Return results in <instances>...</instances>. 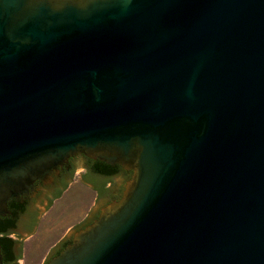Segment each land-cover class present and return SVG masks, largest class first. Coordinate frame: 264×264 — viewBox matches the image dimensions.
<instances>
[{
	"label": "water",
	"instance_id": "water-1",
	"mask_svg": "<svg viewBox=\"0 0 264 264\" xmlns=\"http://www.w3.org/2000/svg\"><path fill=\"white\" fill-rule=\"evenodd\" d=\"M78 153L131 175L42 264H264V0H0V215Z\"/></svg>",
	"mask_w": 264,
	"mask_h": 264
},
{
	"label": "flooded vegetation",
	"instance_id": "flooded-vegetation-1",
	"mask_svg": "<svg viewBox=\"0 0 264 264\" xmlns=\"http://www.w3.org/2000/svg\"><path fill=\"white\" fill-rule=\"evenodd\" d=\"M78 167L87 169L83 178L87 183L98 188L97 199L101 197H107V200L118 198L121 190L111 194L116 181L120 178L126 180L131 175L130 170H107L98 166L94 159H90L80 153L75 154L69 157L63 165L58 166L55 171L51 172L46 179L35 180L33 182V190L7 201V212L4 215H0V231L4 233L10 232L16 236L29 231L37 221L41 207L43 209L46 208L55 198V195L67 186ZM109 177L110 184L106 186L104 180ZM94 217H96V214ZM86 218L83 221H88ZM67 241V237L60 241L52 254L60 250ZM18 248L19 244L15 240L12 242L6 239L1 240L2 259L12 264L14 256L18 253Z\"/></svg>",
	"mask_w": 264,
	"mask_h": 264
},
{
	"label": "crops",
	"instance_id": "crops-1",
	"mask_svg": "<svg viewBox=\"0 0 264 264\" xmlns=\"http://www.w3.org/2000/svg\"><path fill=\"white\" fill-rule=\"evenodd\" d=\"M85 171L78 167L60 195L38 216L34 231L23 238L18 264H42L48 250L87 215L97 188L82 179Z\"/></svg>",
	"mask_w": 264,
	"mask_h": 264
},
{
	"label": "trees",
	"instance_id": "trees-1",
	"mask_svg": "<svg viewBox=\"0 0 264 264\" xmlns=\"http://www.w3.org/2000/svg\"><path fill=\"white\" fill-rule=\"evenodd\" d=\"M95 163H96L98 166L103 167V168H105V169H107V170H121V167H120V165H118V164H107V163L102 162V161H100V160H95ZM60 193H61V192L57 193V195H55V197L59 196ZM50 203H51V202H50ZM3 239L10 240L11 242L14 241V239L8 237L6 233L0 231V241L3 240ZM69 241H70V240H68L67 242H69ZM8 242H9V241H8ZM67 242H66V243H67ZM64 245H65V244H64ZM64 245H63V246H64ZM63 246H62V247H63ZM58 251H59V250H58ZM58 251H57V252H58ZM20 252H21V247H20V245H19L18 253L14 256V258H13L14 260H13V263H12V264H17L16 260H17V258L19 257ZM57 252H55V253H57ZM2 264H10V263L7 262L5 259H2Z\"/></svg>",
	"mask_w": 264,
	"mask_h": 264
}]
</instances>
